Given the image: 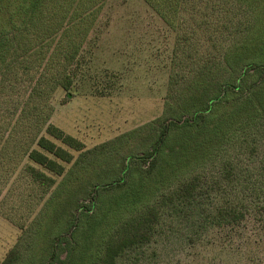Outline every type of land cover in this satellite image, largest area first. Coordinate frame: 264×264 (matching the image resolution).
Returning <instances> with one entry per match:
<instances>
[{"label":"rangeland","instance_id":"1","mask_svg":"<svg viewBox=\"0 0 264 264\" xmlns=\"http://www.w3.org/2000/svg\"><path fill=\"white\" fill-rule=\"evenodd\" d=\"M252 3L193 0L173 27L144 0H107L81 44L71 100L45 80L52 75L46 62H31L28 73L17 69L22 77L3 76L12 83L0 90V264H97L109 234L144 213L151 223L118 264H264L263 76L249 77L243 94L223 108L228 117L249 98L243 113L225 120L223 141L195 151L191 136L177 131L171 149L178 155L166 149L155 162L138 159L170 118L198 105L202 96L188 87L200 60L214 73L210 84L238 78L239 63L226 56L236 43L253 51L242 65L264 66V3ZM174 71L181 74L174 78ZM38 86L44 95L30 99ZM42 115L48 120L40 126ZM50 125L84 150L53 139ZM42 136L74 155L63 175L33 163L23 149L37 148L34 138ZM31 167L53 184L35 179ZM195 177L192 194L181 190ZM228 210L236 221L219 218Z\"/></svg>","mask_w":264,"mask_h":264},{"label":"trees","instance_id":"2","mask_svg":"<svg viewBox=\"0 0 264 264\" xmlns=\"http://www.w3.org/2000/svg\"><path fill=\"white\" fill-rule=\"evenodd\" d=\"M144 1L174 27L176 18L179 20L181 18L180 11L192 7V5H188L193 0ZM245 1L249 6L253 5V1L255 3V0ZM106 4L107 0H0V90L8 91L12 83L10 79H5L3 76H8L13 72L16 76L20 74L22 77L24 74L16 71L17 69L23 68L22 71L28 73V71L34 70L31 62L38 61L39 67H43V62H46L47 66L45 65L44 68L50 70L52 75H49L45 80L56 82L55 86L61 87L66 92V100H71L74 96L72 93L73 80L83 63L78 57L81 44L88 38V32L90 28L94 27L96 16ZM81 30H85L83 35H80ZM56 41L57 43H55ZM247 52L253 51L247 50V45L243 42L240 45L236 43L228 51L226 50L227 60L239 63L240 67L238 78L233 83L225 80L222 83L210 84L214 73L208 65V61L202 63L200 60L197 74L194 73L195 85L193 88L188 87L191 94L198 95L195 90L197 89L199 95L202 96L197 102L198 105L178 118H170L159 131L152 150L145 157H138V159H149L155 162L160 156L164 154L166 156V149L171 151V158L178 155V150L171 149V140L177 135V131L191 136L187 141L188 149H193L194 145L193 150L195 151L206 148V145L212 144L216 139H219L220 142L223 141L227 133L223 127L230 124L225 120L229 119L230 121L234 116L243 113V109L248 108L249 104L245 101H248L249 98L245 95L244 102L235 104V109L233 105L235 111L228 117H225L227 112L223 111V108L226 109V104L235 102V96L243 94L246 80L249 77L256 75L257 78H260L263 76V79L257 80L259 82L257 86H261L260 83L264 82L263 65L249 62L242 65V62L251 60L243 57ZM35 57L39 58L35 60ZM221 64L219 63L217 68L220 69ZM26 65L28 66L24 67ZM180 74L179 71H174L173 77H178ZM38 88L40 90L34 87L32 94L30 93V99H35V94H38L39 97L44 95L42 87L38 86ZM259 92L262 97L264 93L260 90ZM259 104L264 105V97ZM257 106L255 103L251 107ZM33 110L35 111V107ZM24 111L26 112V110ZM221 112L224 113L220 115ZM47 120L48 116L38 117V125L45 124ZM46 133L75 152H82L85 148L81 141L53 125L46 128ZM34 139L37 148H32L27 144L23 147L28 151L29 159L55 175H63L66 169L62 164L73 162L74 155L45 136L37 140L36 137ZM31 172L35 179L44 182L48 187L53 184L54 179L45 173L33 167H31ZM196 180L195 177L184 182L181 190L192 194L196 190ZM153 210L150 208L146 213H150L154 217ZM220 214L219 218L226 222L236 221V211H220ZM144 215L123 221L109 234L104 241V250L97 264H118V258L128 248L139 242L138 240L143 237L142 230L151 223L152 220L148 219L147 214L144 213Z\"/></svg>","mask_w":264,"mask_h":264}]
</instances>
